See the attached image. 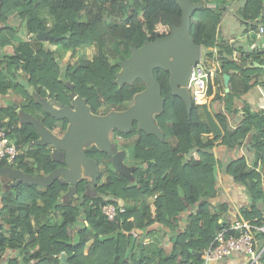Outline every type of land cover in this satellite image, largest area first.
<instances>
[{
  "label": "trees",
  "instance_id": "16d2710c",
  "mask_svg": "<svg viewBox=\"0 0 264 264\" xmlns=\"http://www.w3.org/2000/svg\"><path fill=\"white\" fill-rule=\"evenodd\" d=\"M142 1L140 10L133 0H0V50L15 49L14 55L0 54V124L18 148L12 167L42 175L67 165L65 150L38 142V125L64 135L69 119L52 115L37 95L48 99L58 95L70 102L74 91L94 113L105 104L107 114L112 109H127L146 88L140 77L118 83L121 63L131 56L133 47L170 33L168 25H179L183 11L176 0ZM192 1L205 5L193 12L190 34L207 47L210 56L211 48L218 45L220 22L234 0ZM44 9L53 18L49 25L42 16ZM13 11L24 19L23 33L9 22ZM236 15L250 30H257L264 23V0H245ZM37 29L49 30L57 38L41 40ZM32 31V38L26 39ZM51 44L62 48L57 52ZM92 46L97 51L87 57L85 52ZM220 46L218 58L224 73L231 75L235 69L249 81L263 70L252 67L250 61L264 64V37L251 51L238 47L241 53L236 57L234 44ZM68 50L74 57L78 51L83 54L62 66L63 52ZM110 52L118 58L114 62ZM154 74L164 98L163 110L155 114L161 135L144 131L134 121V133L128 138L133 141H124L125 148L130 146L129 155L128 148L120 150L117 142L112 154L92 145L88 149L98 162L99 174L82 177L75 184L61 176L44 189L17 179L6 181L5 187L0 176V264H64L63 252L68 264H204L190 249L201 252L211 244L227 210L226 205L213 201L219 192L217 170L223 166L214 146L220 137L219 144L230 148L241 143L254 118L262 129L264 111L249 110L248 119L230 129L223 112L232 110L235 95L226 92L223 84L209 105L193 101L188 109L171 89L170 71L155 68ZM13 94L21 96L20 103L12 99ZM218 101L223 109L216 108ZM18 112L23 119L16 117ZM119 151L121 159L130 156L131 169L115 165ZM256 155L264 156L263 146ZM0 166L10 165L2 161ZM225 171L247 186L252 210L247 208L244 214L254 220L260 214L255 204L264 199L261 174L245 157L230 160ZM71 185L76 187L73 193L69 192ZM109 201L126 207L122 222L110 221L103 214L101 204ZM255 222L262 225L264 220ZM152 236L156 237L153 241H144ZM9 249L15 251L13 256H7ZM261 261L264 264V251Z\"/></svg>",
  "mask_w": 264,
  "mask_h": 264
},
{
  "label": "water",
  "instance_id": "95a60500",
  "mask_svg": "<svg viewBox=\"0 0 264 264\" xmlns=\"http://www.w3.org/2000/svg\"><path fill=\"white\" fill-rule=\"evenodd\" d=\"M182 7V21L179 25H170L171 32L165 35H157L154 40H146L143 46L133 47L132 54L126 58L121 66L126 67L117 74L116 80L122 84L131 83L137 78H142L147 86L137 94V101L125 110L110 111L107 115H96L102 122H94L89 117L90 106L85 100H79L76 93L74 96V109L64 106L63 102L53 101L60 107H53L50 104L45 109L57 117H66L70 122H76L75 127H69L63 136L53 133L48 128H42L40 125L39 143H53L57 148L65 150L66 164L62 165L50 173L42 175H33L25 173L22 170L12 166H0V176L8 175L11 180H24L29 183H35L41 186L52 184L57 178L64 176L72 184H75L83 177L82 163L91 166L92 178L99 174L98 162L89 157L84 151V144L87 140L95 138L102 146L99 148L113 153L112 142L109 138L110 131L114 128L130 130L134 121H137L139 128L148 133L161 135L162 131L156 120L152 121L150 112H160L164 107V98L162 97V86L157 80L154 69L164 68L170 71V85L173 93L181 96L188 109L192 107V97L187 88V83L192 67L199 61L202 55V44L193 40L190 34L193 12L205 5L204 2H194L192 0H176ZM36 34L41 40L57 38L49 30H36ZM174 56V60L171 56ZM254 65L256 62L253 63ZM260 65V64H258ZM261 66V65H260ZM263 66V65H262ZM224 85L226 91L230 87V73H224ZM56 154H59L57 151ZM121 158L117 161L114 156V163L124 170ZM123 164V165H122ZM122 166V167H121ZM75 185L70 186V193L75 191ZM219 224H217L218 229ZM201 257V252L190 249ZM61 262L68 264L67 254L63 252L60 256Z\"/></svg>",
  "mask_w": 264,
  "mask_h": 264
},
{
  "label": "crops",
  "instance_id": "0c3cea01",
  "mask_svg": "<svg viewBox=\"0 0 264 264\" xmlns=\"http://www.w3.org/2000/svg\"><path fill=\"white\" fill-rule=\"evenodd\" d=\"M235 1L237 0H234V2ZM244 2L245 0H241V3L239 4L242 5ZM233 3L231 4V6L233 5ZM229 10L225 14H227ZM224 16L222 21L220 22L218 30L219 39L217 47L219 49L222 48L220 45L224 44V42L229 45L234 44V55L236 57L241 53V50L238 47H243L245 51H251L259 44V41L264 37L257 35L256 30H250L249 27L246 26L237 15L233 14V17L236 21H223ZM224 23L226 27L230 29L229 31L232 30V32L228 31V33L226 34L228 35V39L220 40ZM240 27L242 29H240ZM235 29H237L236 32H234ZM29 34L33 35V32ZM247 57L248 59L251 58L249 54H247ZM254 62H256L255 65L253 64ZM250 64L252 67H261L263 70L258 71V73L252 76L249 81L245 78L243 79L242 75H240L239 72L235 69H233L231 73L229 91L231 90V92L235 95L233 99V108L232 110H224L223 112L227 116V122L230 129L237 128L245 121V119H248L246 118V115L247 113H249V110H264V64L257 61L256 59L250 61ZM258 64H260L261 66ZM218 106L220 109H223L224 107L222 102ZM252 121L253 127L241 143L236 144L234 147L230 148L226 145L219 144L222 138L220 137L217 140V145L214 146L215 155L216 157H219V159L221 160V165L223 166L219 167L217 170L216 186L219 189V192L217 196L213 198V201L216 205L221 204L226 205L227 207V210L223 211V214L218 221V223L221 224L218 226V231L225 227L233 225L237 220L240 219L249 220L250 222L257 225H260L255 222L256 220H258V218L264 220V199L262 198L259 199L255 204L260 214L253 218L254 220L245 218L244 210H246L247 208L249 211L252 210L250 209L252 202L251 194L245 184L235 181L233 176L226 173L225 171V166L228 162H230V160L245 157L247 164L250 167H254L255 169H257V171L261 174L262 187L264 190V156L260 159L257 158L256 155L258 147H264V126L262 129L257 127V118L252 119ZM249 122L251 123L250 120ZM39 188L44 189L45 186L39 185ZM259 250L264 251V235L263 238L260 239ZM14 254L15 251L13 249H9L7 256H13ZM247 261V254L242 252H235L231 256L226 257L222 260L213 261L211 262V264H247ZM259 264H263V262L261 261Z\"/></svg>",
  "mask_w": 264,
  "mask_h": 264
},
{
  "label": "built area",
  "instance_id": "2783aa9c",
  "mask_svg": "<svg viewBox=\"0 0 264 264\" xmlns=\"http://www.w3.org/2000/svg\"><path fill=\"white\" fill-rule=\"evenodd\" d=\"M256 33L264 36V23L258 25ZM218 56L217 46L211 48L210 56L204 57L202 50L201 58L192 67L187 88L192 100L197 104L209 105L218 87L221 84L224 85L222 82L224 69ZM17 155L16 143L10 139L6 128L0 124V163L6 161L11 166ZM101 209L108 220L116 223L123 221L121 215L126 212L123 204L112 201L101 204ZM263 235L264 224L257 225L246 219L237 220L233 225L218 231L211 244L202 250L201 257L204 264H210L229 257L235 252H242L248 255V264H259L263 252L259 250V243ZM144 241L149 242L150 237H146Z\"/></svg>",
  "mask_w": 264,
  "mask_h": 264
},
{
  "label": "rangeland",
  "instance_id": "374dc122",
  "mask_svg": "<svg viewBox=\"0 0 264 264\" xmlns=\"http://www.w3.org/2000/svg\"><path fill=\"white\" fill-rule=\"evenodd\" d=\"M134 1V5L136 6V7H138L140 10H142L143 9V1L142 0H133ZM234 2V1H233ZM232 2V3H233ZM239 3H241V0H237V1H235L234 3H233V5L231 6V8H230V10H229V12L227 13V14H225V16H224V20L223 21H229V20H231V21H236L235 20V18L233 17V14L234 15H236V11H237V9H238V7L240 6V4ZM207 5V4H206ZM211 5V4H210ZM44 12H43V14H42V16L43 17H45V19H46V21H47V23H48V25H49V23H52L53 22V18H52V16L50 15V14H48L47 12H46V10L44 9L43 10ZM230 12H232V13H230ZM10 18H9V21L11 22V23H13L14 25H15V27L17 26L18 27V29L23 33L24 31H25V24L23 23V21H24V19H22V15L19 13V12H17V11H13V12H11L10 13V16H9ZM170 25H168V27H169ZM235 28V27H234ZM233 29V28H232ZM240 29H242L241 27H240ZM148 30H149V32L150 33H154V34H156L157 35V33L155 32V30L152 28V27H149L148 28ZM230 29L229 28H227L226 27V25H225V23H224V25H223V27H222V34H221V36H220V40H222V39H228V35H226L227 33H228V31H229ZM237 31V29H235V31L234 32H236ZM33 32V31H32ZM229 32H232V30L231 31H229ZM33 34H34V32H33ZM31 35L32 34H28V35H26L25 36V38L26 39H30V38H32L31 37ZM159 35V34H158ZM218 38H219V36H218ZM48 44H50V43H48ZM51 46L52 47H55L56 48V51L58 52V49L59 50H61V46H59V45H52L51 44ZM8 48H3V49H1L0 50V54L1 55H5V54H8V55H14V53H15V49L14 48H12V47H10V46H7ZM97 51V47L96 46H92V47H90V48H88L87 50H86V55H87V57H92L93 55H94V53ZM207 47L206 46H203V56L205 57V56H207ZM83 54V51L81 50V51H78L76 54H75V57L74 56H72V52H71V50H68V51H65V52H63V56H62V58H61V65L63 66L65 63H67V62H74L75 60H76V58L77 57H80L81 55ZM206 54V55H205ZM110 55H111V61L112 62H114L116 59H118V58H116V57H114L113 55H112V52H110ZM171 59L172 60H174V56L172 55L171 56ZM126 69V67H124V66H122V69H121V71L123 72L124 70ZM12 99L15 101V102H17V103H20L21 102V96L19 95V94H13L12 95ZM135 101H137V95L135 96ZM221 103V101H218L217 103H216V108L219 110L220 108H219V104ZM212 106V105H211ZM104 107H105V104H103V106H102V108H100V111H98L97 113H94L92 110V112L90 111V113H89V117L91 118V119H93L94 118V116H96V115H107L106 113H105V110H104ZM212 109L214 110V108L212 107ZM117 109H112L111 110V112L112 111H116ZM264 111V110H263ZM158 113V112H157ZM155 114H156V112H150L149 113V115H150V118L152 119V121H154V119H155ZM155 122V121H154ZM77 125V123L76 122H74V123H72V122H70L69 123V127H75ZM53 133H55L54 131H52ZM133 130L132 129H130V130H122V129H119V128H114V129H112L111 131H110V134H109V138H110V140H111V142H112V146H115V143L117 142V145H118V147H119V149L121 150H123V149H126L127 150V148H128V150H127V154L129 155V150H130V146L129 147H127V148H125V143H124V141L126 140H130V141H133V139H128L129 137H132V135H133ZM59 136H63V135H59ZM116 138V139H115ZM93 144H96V145H99V146H102V144L101 143H99L95 138H92V139H89V140H87L86 142H85V144H84V147H89L90 145H93ZM127 145V144H126ZM119 157L121 158V154H120V151H119V153H118V155L116 156V159H119ZM126 158V157H125ZM122 159L121 160V163H123L122 165H123V168L125 169V168H127V169H131V166H132V161H131V159H130V156H128V159ZM122 167V166H121ZM83 176H87V177H92L91 176V174H86V173H84L83 174ZM6 177H8V178H6ZM2 181L4 182V186L5 187H7V184H6V181H12L11 180V178L8 176V175H3L2 176ZM76 197V196H75ZM77 199V198H76ZM156 237L154 236H152L151 238H150V241H153L154 239H155ZM152 239V240H151ZM262 244H263V242H262ZM171 246V244H167V245H165V247H166V249L167 250H170V247ZM211 264V263H210ZM248 264V263H247Z\"/></svg>",
  "mask_w": 264,
  "mask_h": 264
},
{
  "label": "flooded vegetation",
  "instance_id": "af4514ba",
  "mask_svg": "<svg viewBox=\"0 0 264 264\" xmlns=\"http://www.w3.org/2000/svg\"><path fill=\"white\" fill-rule=\"evenodd\" d=\"M58 97V95H56L54 98H44V97H42V96H40V95H37V98L39 99V101L40 102H42V104H43V106L44 107H47L48 108V106L50 105V104H52L53 105V107H60V106H58L57 104H55V103H53V101H60V102H63V104H64V106H66V107H69V108H71V109H74V100L72 101H70V102H64V100H61V99H59V98H57ZM69 105V106H68ZM89 105V104H88ZM18 106V105H17ZM90 106V105H89ZM90 110H92V108H91V106H90ZM93 111V110H92ZM91 111V112H92ZM94 112V111H93ZM16 117H18L19 119H23L24 118V116L22 117V112L19 114V112H18V114H17V116ZM69 123H70V121H69ZM68 128H69V124H68ZM67 128V129H68ZM116 139V138H115ZM93 145H96V144H93ZM97 146V145H96ZM90 147H92V145H90L89 147H84V151L86 152V154L89 156V157H91L93 154L92 153H90L89 152V149L88 148H90ZM63 156H61V158H62ZM83 177H85V176H83ZM87 177V176H86ZM88 179H90V178H92V177H87Z\"/></svg>",
  "mask_w": 264,
  "mask_h": 264
},
{
  "label": "bare ground",
  "instance_id": "6f19581e",
  "mask_svg": "<svg viewBox=\"0 0 264 264\" xmlns=\"http://www.w3.org/2000/svg\"><path fill=\"white\" fill-rule=\"evenodd\" d=\"M92 121H94V122H102V119L98 118V117H95V118L92 119ZM91 171H92V167L91 166H87V165L82 163V174H84V173H86V174L88 173L89 174Z\"/></svg>",
  "mask_w": 264,
  "mask_h": 264
},
{
  "label": "clouds",
  "instance_id": "9594fccd",
  "mask_svg": "<svg viewBox=\"0 0 264 264\" xmlns=\"http://www.w3.org/2000/svg\"><path fill=\"white\" fill-rule=\"evenodd\" d=\"M224 77V76H223Z\"/></svg>",
  "mask_w": 264,
  "mask_h": 264
}]
</instances>
